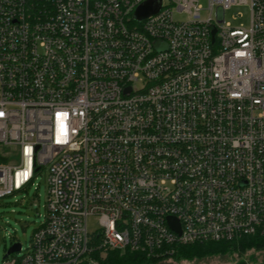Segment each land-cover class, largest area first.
<instances>
[{
    "label": "built area",
    "instance_id": "2783aa9c",
    "mask_svg": "<svg viewBox=\"0 0 264 264\" xmlns=\"http://www.w3.org/2000/svg\"><path fill=\"white\" fill-rule=\"evenodd\" d=\"M146 1L0 0V146L20 149L0 154V197L47 181L44 221L2 264L264 233V0L139 19ZM237 5L247 26L225 21Z\"/></svg>",
    "mask_w": 264,
    "mask_h": 264
},
{
    "label": "rangeland",
    "instance_id": "374dc122",
    "mask_svg": "<svg viewBox=\"0 0 264 264\" xmlns=\"http://www.w3.org/2000/svg\"><path fill=\"white\" fill-rule=\"evenodd\" d=\"M206 7L205 0H200ZM177 19L188 17L185 13L175 12ZM206 16V12H202ZM249 6L237 5L226 10L225 21L234 26H247L249 24ZM9 157L12 163H19L20 149L17 145L0 146V154ZM6 160L1 162H5ZM47 181L45 171L37 173L30 184L13 193L0 197V264L10 245L20 242L23 249L30 246L36 228L44 221L46 216ZM97 228V217L88 218V229L93 232ZM104 255V254H103ZM91 264L97 260L90 256L87 259ZM264 262V248L248 249L243 253H227L206 256L203 258L172 259L162 258L155 264H257Z\"/></svg>",
    "mask_w": 264,
    "mask_h": 264
},
{
    "label": "trees",
    "instance_id": "16d2710c",
    "mask_svg": "<svg viewBox=\"0 0 264 264\" xmlns=\"http://www.w3.org/2000/svg\"><path fill=\"white\" fill-rule=\"evenodd\" d=\"M0 161H4V159L0 158ZM252 248H264V233L246 235L240 239L230 241L223 240L177 245L173 253L160 257H148L140 252H121L118 250H106L102 252L97 249L93 250L90 255L97 260V264H155L162 258L191 260L217 254H241ZM79 264L91 263L88 260H83ZM257 264H264V262Z\"/></svg>",
    "mask_w": 264,
    "mask_h": 264
},
{
    "label": "water",
    "instance_id": "95a60500",
    "mask_svg": "<svg viewBox=\"0 0 264 264\" xmlns=\"http://www.w3.org/2000/svg\"><path fill=\"white\" fill-rule=\"evenodd\" d=\"M160 6V0H147L144 2L137 11V18H142L143 16H146L150 12H153L154 10H157ZM170 221H175L173 217H170ZM21 248L20 242H14L10 245V247L7 249L5 253V257L9 255L12 252L19 251Z\"/></svg>",
    "mask_w": 264,
    "mask_h": 264
}]
</instances>
